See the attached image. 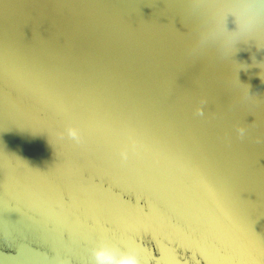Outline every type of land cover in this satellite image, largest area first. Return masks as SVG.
<instances>
[{
    "label": "water",
    "instance_id": "95a60500",
    "mask_svg": "<svg viewBox=\"0 0 264 264\" xmlns=\"http://www.w3.org/2000/svg\"><path fill=\"white\" fill-rule=\"evenodd\" d=\"M225 2L0 0V264H264V50Z\"/></svg>",
    "mask_w": 264,
    "mask_h": 264
},
{
    "label": "clouds",
    "instance_id": "9594fccd",
    "mask_svg": "<svg viewBox=\"0 0 264 264\" xmlns=\"http://www.w3.org/2000/svg\"><path fill=\"white\" fill-rule=\"evenodd\" d=\"M223 6L231 8L232 11L223 18V26L220 31L221 43L226 46L229 37L243 31V37H247V40H238L233 43L243 42L247 45L250 40L251 46L257 51L264 50V0H226ZM236 10H243L247 13L243 21L241 16L236 14ZM229 17H231L233 25L231 29L227 27ZM261 82L264 83V80ZM72 134L74 135V133ZM108 261L109 264H139L136 257L131 254H124L119 258L108 257Z\"/></svg>",
    "mask_w": 264,
    "mask_h": 264
},
{
    "label": "snow or ice",
    "instance_id": "6c2138e0",
    "mask_svg": "<svg viewBox=\"0 0 264 264\" xmlns=\"http://www.w3.org/2000/svg\"><path fill=\"white\" fill-rule=\"evenodd\" d=\"M215 2V0H213ZM236 14L241 16L242 21L246 16V12L243 10H236ZM246 27V25H245ZM243 37V31L241 33H237L232 37L228 38V44H232L234 41H238ZM130 246H121L111 243L110 241L100 238L95 246L93 247V252L95 254L96 264H109L108 257L119 258L124 255ZM138 259L141 260L142 264L145 262V258L142 253H137ZM147 264H152V261L148 260ZM162 264H166V262H162Z\"/></svg>",
    "mask_w": 264,
    "mask_h": 264
}]
</instances>
